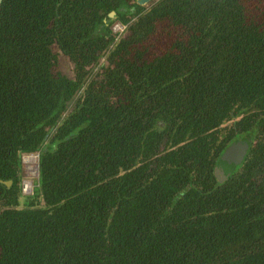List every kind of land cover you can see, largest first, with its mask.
I'll return each mask as SVG.
<instances>
[{"label": "trees", "instance_id": "trees-1", "mask_svg": "<svg viewBox=\"0 0 264 264\" xmlns=\"http://www.w3.org/2000/svg\"><path fill=\"white\" fill-rule=\"evenodd\" d=\"M0 264H264V0H2Z\"/></svg>", "mask_w": 264, "mask_h": 264}, {"label": "built area", "instance_id": "built-area-1", "mask_svg": "<svg viewBox=\"0 0 264 264\" xmlns=\"http://www.w3.org/2000/svg\"><path fill=\"white\" fill-rule=\"evenodd\" d=\"M111 32L114 36H120L127 29V25L119 20L114 21L111 25ZM38 152H25L21 155L24 175L21 180V193L30 194L35 185H37L38 178ZM22 165V166H23Z\"/></svg>", "mask_w": 264, "mask_h": 264}, {"label": "water", "instance_id": "water-1", "mask_svg": "<svg viewBox=\"0 0 264 264\" xmlns=\"http://www.w3.org/2000/svg\"><path fill=\"white\" fill-rule=\"evenodd\" d=\"M0 0V4H1ZM145 0H140L143 2ZM249 145L243 139H237L230 143L223 151L220 159L223 161L224 166L232 167L240 163L246 155Z\"/></svg>", "mask_w": 264, "mask_h": 264}, {"label": "clouds", "instance_id": "clouds-1", "mask_svg": "<svg viewBox=\"0 0 264 264\" xmlns=\"http://www.w3.org/2000/svg\"><path fill=\"white\" fill-rule=\"evenodd\" d=\"M125 31H126V30H125ZM125 31H124V32H125ZM122 34H123V33H122ZM122 34H121V35H122ZM121 35H120V36H121ZM113 36H114V35H113ZM120 36H118V37H120ZM114 37H115V38H118L117 36H114ZM22 165H23V164H22ZM22 165H21V167H22V170H23V166H22ZM23 175H24V171H23ZM22 179H23V176H22L21 180H22ZM21 180H20V184H21ZM35 187H37V185L34 186L33 191H34ZM33 191H32V193H33ZM30 194H31V193H30ZM26 195H27V194H26Z\"/></svg>", "mask_w": 264, "mask_h": 264}, {"label": "rangeland", "instance_id": "rangeland-1", "mask_svg": "<svg viewBox=\"0 0 264 264\" xmlns=\"http://www.w3.org/2000/svg\"><path fill=\"white\" fill-rule=\"evenodd\" d=\"M23 167L25 168V166L23 165Z\"/></svg>", "mask_w": 264, "mask_h": 264}, {"label": "bare ground", "instance_id": "bare-ground-1", "mask_svg": "<svg viewBox=\"0 0 264 264\" xmlns=\"http://www.w3.org/2000/svg\"><path fill=\"white\" fill-rule=\"evenodd\" d=\"M236 140H237V139H236ZM226 148H227V147H226ZM226 148H225V149H226Z\"/></svg>", "mask_w": 264, "mask_h": 264}, {"label": "flooded vegetation", "instance_id": "flooded-vegetation-1", "mask_svg": "<svg viewBox=\"0 0 264 264\" xmlns=\"http://www.w3.org/2000/svg\"><path fill=\"white\" fill-rule=\"evenodd\" d=\"M140 1V0H139Z\"/></svg>", "mask_w": 264, "mask_h": 264}]
</instances>
